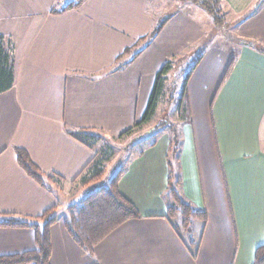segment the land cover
<instances>
[{
  "label": "crops",
  "instance_id": "crops-1",
  "mask_svg": "<svg viewBox=\"0 0 264 264\" xmlns=\"http://www.w3.org/2000/svg\"><path fill=\"white\" fill-rule=\"evenodd\" d=\"M70 1L0 0V34L15 58L14 85L0 93V218L35 220L57 205L49 264H254L264 244V0H221L240 19L238 37L262 47L241 41L234 51L203 49L187 81L190 119L175 131L152 129L119 179L139 217L91 251L74 240L65 218L102 184L79 182L95 151L72 133L118 137L132 127L157 71L187 54L205 29L178 9L149 39L156 0H84L60 10ZM18 148L62 177L63 188L51 191L30 176ZM170 163L180 196L207 212L190 233L168 214ZM36 247L35 228L0 226V256Z\"/></svg>",
  "mask_w": 264,
  "mask_h": 264
},
{
  "label": "trees",
  "instance_id": "trees-1",
  "mask_svg": "<svg viewBox=\"0 0 264 264\" xmlns=\"http://www.w3.org/2000/svg\"><path fill=\"white\" fill-rule=\"evenodd\" d=\"M83 1L84 0H72L60 10L78 7ZM190 1L202 6L212 16L214 21H217V19L219 20L218 14L221 9L219 6L221 0ZM53 11H55V8ZM170 16L171 15L157 22L156 26H154L153 30L148 35L149 39H153L157 33L161 31L163 25ZM239 41L247 42L241 38H239ZM249 44L255 46L254 43ZM139 52L140 50L137 51L131 59L135 58ZM188 57H190V55L184 54L176 59L185 58L186 60ZM200 57L201 55H198L196 61L193 63L191 71L186 77V82L181 93L183 96L178 99L179 101L177 105L179 111L184 107V103H186V107L188 108L187 81ZM174 61L175 57L168 59L157 71L154 85L142 117L118 137L131 134L136 129H141L144 125L149 124L154 119L159 102L166 92L168 76L174 69ZM14 82L15 58L13 54V46L4 35L0 34V93L11 89ZM183 111L181 113H183ZM187 112H189V108L187 109ZM159 125H161V123H159L158 126ZM175 129V127L171 128L172 131H175ZM72 134L80 142L94 150H96L95 147L98 146V142L102 139L100 133L92 130L79 129ZM101 147L102 146L99 148L98 146L99 152H95L92 160L79 175L78 179L80 183L84 185L94 183L104 176L106 163L110 160L114 151L109 148H106V150L103 151ZM176 150L177 147L174 148V151ZM17 156L21 166L42 186L51 191H55V189L60 187L63 188L64 179L53 172H43L32 161L25 149L18 148ZM123 172L124 169H120L111 178L107 185H102L92 190L80 203L72 204L67 208L68 212L65 218L66 227L74 240L86 250L91 251L93 247L108 233L126 220L139 217V212L135 205L122 195L119 190L118 182ZM178 182L179 179L174 175V166L170 163V177L167 191L169 197L168 214L169 216L174 217L180 213L182 216V226L187 233H190L192 232L194 222H205L207 220V212L204 209L194 207L190 202L180 196L176 188ZM57 216L56 205L45 210L41 215L37 216L35 220L19 218L11 215H5L0 218V226L35 228L37 243V247L33 251L11 256H0V264H49V257L51 254L50 227L57 220ZM254 264H264V244L257 247L254 256Z\"/></svg>",
  "mask_w": 264,
  "mask_h": 264
},
{
  "label": "rangeland",
  "instance_id": "rangeland-1",
  "mask_svg": "<svg viewBox=\"0 0 264 264\" xmlns=\"http://www.w3.org/2000/svg\"><path fill=\"white\" fill-rule=\"evenodd\" d=\"M153 3L159 20L166 18L179 9V11L184 12L190 20L203 26L205 34L204 36L202 35L201 40L194 39L186 46L185 51L188 52L187 55H190V57L186 60L185 58L176 59L175 57L174 69L168 76L165 95L159 102L154 119L149 124H146L141 129H136L133 133L122 137H110L104 133L100 134L102 139L98 142L99 148L102 146L101 148L103 151L106 150V148H109L113 150L114 153L106 163L104 176L99 179V182H94V184L97 185H106L120 169L126 168L130 157L135 156L146 143L151 141V139L146 137L152 129L167 128L171 130L173 127H180L182 121L190 119L186 103H184V107H182L180 111L177 104L179 101L178 99L183 96L181 93L186 82V77L191 71L193 63L196 61L198 55L203 53V49L213 44H219L234 51L238 50L240 46L237 30L239 26L238 21L240 19L237 20L236 16L225 7L223 1H221L219 5L221 9L218 14L219 20L217 19V21H214L212 16L202 6L190 0H156ZM253 6H255V4H253ZM190 37L193 38V36ZM242 40H246L249 43H254L257 46L262 47V44L258 41L251 39L247 40L246 38ZM142 43L144 44L145 42ZM142 43H140V45ZM182 111L183 113H181ZM141 117L142 116H140V118ZM159 123H161V125L158 126ZM98 146L95 147V152H99ZM88 186L85 185L82 187ZM177 215L182 218L180 213Z\"/></svg>",
  "mask_w": 264,
  "mask_h": 264
}]
</instances>
